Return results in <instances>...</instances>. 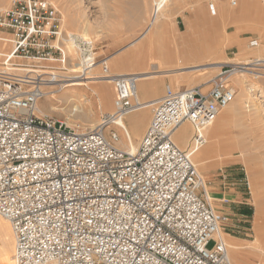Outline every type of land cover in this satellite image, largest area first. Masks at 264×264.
<instances>
[{
	"label": "built area",
	"instance_id": "built-area-1",
	"mask_svg": "<svg viewBox=\"0 0 264 264\" xmlns=\"http://www.w3.org/2000/svg\"><path fill=\"white\" fill-rule=\"evenodd\" d=\"M96 51L93 39L65 31L49 0L15 1L0 12V216L15 235V264H232L217 237L227 218L209 200L193 158L235 100L230 79L242 65L223 66L206 91L168 88L150 103L149 125L129 152L111 126L129 136L118 121L142 106L135 74L113 76L115 109L92 128L36 108L56 73L40 63H59L77 78L97 66L110 73ZM184 123L193 127L185 149L174 141Z\"/></svg>",
	"mask_w": 264,
	"mask_h": 264
},
{
	"label": "rangeland",
	"instance_id": "rangeland-1",
	"mask_svg": "<svg viewBox=\"0 0 264 264\" xmlns=\"http://www.w3.org/2000/svg\"><path fill=\"white\" fill-rule=\"evenodd\" d=\"M15 1L20 0H0V12L10 8ZM49 1L60 12L66 32L80 36L83 33L84 24H90L88 37L96 42L97 57L100 60L108 61L110 73L123 72L127 75L145 71L153 73L149 79L154 81L153 88L156 89V92L139 96L141 102H146L147 114L145 118H132L142 109L132 111L124 117V127L128 134H131L137 147L151 120L152 108L149 101L164 96L168 88L182 90L200 86L205 91L209 90L212 80L220 75L223 66L241 64L244 67L246 65L242 63L246 61L254 63L257 59L264 60V0H236L237 4H233L232 0H213L216 4L214 14L218 10L219 14L217 15L212 14L210 0H205L201 7L196 8L188 5V0L169 2L161 8L164 14L162 17L164 32H167L165 35L171 39V42L160 47L155 57L152 58L137 55V52H128L137 46V44L131 45L132 40L155 16V0H147L148 11L143 7H137L131 8V12L127 10L128 1L137 5L141 0ZM227 9L230 13L229 18L226 15ZM187 19H190V23L193 25L196 44L203 48L209 45L211 55L203 52L201 57L188 59V53L182 49L185 45L186 32L188 34ZM204 19L217 20L219 26L216 29L199 26L197 21ZM215 38H218L220 42L217 47L216 43H213ZM253 41H257L258 45L252 46ZM169 46L174 51L172 62H166L163 57V53H166ZM7 48L9 49V47ZM180 56L186 58L183 64L179 63ZM20 62L28 63L27 60H20ZM117 62L120 63L119 68ZM39 65L49 66L46 70L58 72L63 79H66V75H70V71H65L59 63L53 65L42 62ZM180 67L185 68L180 70ZM173 69L179 71L171 72ZM164 71L171 74H163ZM93 72L95 74L102 73L101 67L97 66ZM253 72L244 77L245 84L255 87L252 91L249 90L246 95L240 93L238 78L242 72L239 70L230 79L238 93L235 101L241 99L244 104H242L243 106L236 105L234 101L231 106L220 113L215 122V125L221 128L222 134L218 138V142H210L212 134L206 132L208 141L195 153L193 158L207 185L208 197H213L210 200L216 212L227 218L221 233L228 246L233 264H264V253L259 248V241L264 244V235L260 233L264 231V61L255 67ZM256 73H259L257 74L259 76H255ZM117 76L120 75H114V77ZM87 82H91V80L88 79ZM51 84L54 83L48 84L45 91L57 89L58 96L62 95L66 89L77 92L86 90L94 110L92 120L96 124L105 114L113 113L115 109L113 82H110L105 88L108 107L102 105L99 98L92 94L87 86L71 82V84L59 88V86L51 87ZM148 94L149 96H147ZM47 97L45 96L39 102L38 107L40 109L42 107L41 110L44 112L42 115L51 116L68 124L67 114H61L57 110L51 111L42 106L46 104ZM55 103L56 105L61 104L59 101H55ZM246 104L250 107L246 108ZM226 113H231V116L224 122L223 117ZM76 121L78 123L73 127L80 128V124H85L81 120L76 119ZM184 124L188 125L191 130L186 143H179L174 136V141L183 149L187 148L193 135L192 125ZM111 129L120 133V146L123 144L129 146V136L121 127L112 125ZM255 182L257 190L254 189ZM258 206L261 210H258Z\"/></svg>",
	"mask_w": 264,
	"mask_h": 264
},
{
	"label": "bare ground",
	"instance_id": "bare-ground-1",
	"mask_svg": "<svg viewBox=\"0 0 264 264\" xmlns=\"http://www.w3.org/2000/svg\"><path fill=\"white\" fill-rule=\"evenodd\" d=\"M210 1H211L210 8H211V5H213L214 10L216 11V9H215L216 4L214 3L213 0H210ZM204 2H205V0H188V5H191L192 7L196 8L198 6L201 7ZM231 2H233V0ZM223 3L225 5L224 1H223ZM137 7H143L146 11H148L147 0H141L140 4H137V5H133L131 3V1H128L127 10H129L131 12L132 11L131 8H137ZM161 7L162 6H159V5H157V3H155V10H156L155 16L152 17V19L148 22V24L143 29V31L135 39L132 40L131 45L137 44V46L133 50L129 51L128 53L137 52L136 53L137 55L139 54L140 56H144V57L147 56V57L152 58L153 56L155 57V54L160 47L164 46L165 44H170L171 39L165 35V34H167V32H164V21L162 19L164 14L162 12ZM223 10H224V8H223ZM212 14L213 15L219 14L218 10H217L216 14H214V11L212 12ZM223 14H224V12H223ZM229 14L230 13L228 10L226 12V15L228 16V18H229ZM153 18H154V21H153ZM187 22H188V34L186 32L187 36H186V38L184 37L185 38V41H184L185 45L182 49L186 53H188L187 54L188 59L190 58V60H191V59H196L198 57H201L203 55V52H205V54L208 53V55H211L212 53H211V51H209V48H210L209 45H208V47L203 48L200 45L196 44L193 25L190 23L191 22L190 19H187ZM197 23L199 24V26H203L206 29H216L219 26V21H217V20L210 21L208 19H204L203 21L198 20ZM84 25L85 26H84L83 33L80 36L83 38H90V37H88V35H89L88 28H89L90 24L85 23ZM68 34L69 35H76V34L70 33V32ZM213 41H214L213 43H216L215 44L216 47H217L218 43H220L218 41V38H215V40H213ZM67 46H68V49L70 50V52H73V54L75 56L76 53H74V52H76V42H74L73 40H70V41H68ZM214 46H212V47H214ZM169 47L168 48L166 47L167 51L165 50L166 53L165 54L163 53V57L166 60V62H172L174 60V51L171 47L170 48ZM77 59H78V56H75L74 60H77ZM0 60H1V56H0ZM184 60H186V58L184 59L181 56L179 57V63L183 64ZM262 61H264V60L263 59H257L254 63H252L251 61H249V62L246 61V62L242 63V64L246 65L244 67L243 66L240 67L241 68L240 72H242V73L239 75V78H238L239 86H240V93L242 95H246V93L249 90L252 91V89L255 88L254 86H249L248 84H245L244 83V81H245L244 77L248 73H254L253 69L255 70V67H257ZM117 63H118V68H119L120 63L119 62H117ZM248 65H250V66L247 67ZM79 67L80 66H78V68ZM183 68H185V67H180L179 69L181 70ZM177 71H179V70L178 69L171 70V72H174V73H176ZM164 73L168 74L170 72L164 71L163 74ZM257 74H259V73H256L255 76H259ZM114 75L125 76L127 74H124L123 72L122 73L121 72L120 73H108V74L103 73V72L102 73L98 72L97 74H95L92 70L88 74V77H86V78H77V77H73L71 75H69V76L66 75V76H68V78L66 77V79H63L62 75H60L56 72L54 78L51 79L52 83H54V84H51L50 86L51 87H56V86L58 87L59 86V88H62L68 84H71V82L76 83L78 85L87 86V87H89V90L92 92V94L96 95L99 98L100 103L102 105H105L108 107L109 103L105 97V95H106L105 94V88L109 85L110 82H112ZM135 75L138 77L137 91H138V99L141 102L139 96L145 95L144 92H152V91L156 90L153 88L154 81L149 79L153 75V73L149 72V71H145V72L135 73ZM88 79H90L91 82H87ZM62 82H64V83H62ZM91 83H92V85H91ZM56 91H57V89H54V90L51 89L49 91H46L45 96H48V97L46 100V104L42 105L44 108H49L48 110H51V111H53V110L60 111L61 114L62 113L67 114L69 117L68 118V125H70L72 127L78 123L76 121V119L81 120L82 122H85V124H80V128H82V130L92 128L96 124V122L94 120H92V115L94 114V110H93V106H92L91 102L89 101V95H88L86 90L85 91L80 90L79 92H77V91H71L69 89H66L64 91V93L60 96H58L56 94ZM236 96H238L237 90H236ZM157 100L158 99H156L152 102H155ZM55 101H57V102L59 101L61 104L56 105ZM233 102L228 106H231L233 104ZM141 103H142V106H140L137 109L138 110L142 109V110H140L135 115H133L132 118H138V117L145 118V116L147 114V112L145 110L146 102H141ZM149 103H151V102H149ZM235 104L236 105L237 104L242 105L244 103L240 99V101H235ZM38 106H39V102H37L36 108L38 109L39 114H43L44 112L41 110L42 107L40 109ZM245 107L249 108L250 105L246 104ZM114 108H115V105H114ZM230 114L231 113L225 114V116L223 117L224 122L229 120V118L231 116ZM118 123L120 125L125 126L124 119H119ZM139 124H140V122H139ZM137 130H138V128H137ZM137 130H136V132H137ZM206 132H208L210 135L212 134L210 142H218V138L220 137V135H222L221 134V128L219 126L215 125V122L209 128L206 129L205 133ZM190 134H191L190 127L186 124H183L177 130L175 138L179 143L184 144L188 140ZM207 141H208V139H207ZM117 145L121 149L129 151V152H136V150H137V146L133 142V139H132V136L130 133H129V146L128 145L126 146L125 144L120 146V141L118 142ZM194 163H195V161H194ZM196 167H197V165H196ZM256 184L257 183L255 182L254 183V189L257 190ZM210 198L213 199L212 196H210ZM210 198H209V200H210ZM259 209L261 210V208L258 206V210ZM260 233L264 235V231H262ZM217 237L221 238V239L224 238L221 232L218 233ZM259 248H260V251H262L264 253V244H262L261 241H259ZM228 256H229V259L231 261L230 255H228Z\"/></svg>",
	"mask_w": 264,
	"mask_h": 264
},
{
	"label": "crops",
	"instance_id": "crops-1",
	"mask_svg": "<svg viewBox=\"0 0 264 264\" xmlns=\"http://www.w3.org/2000/svg\"><path fill=\"white\" fill-rule=\"evenodd\" d=\"M154 92H156V90L152 92H144V94H153ZM147 96H149V94ZM154 100H151L149 102H152ZM15 242V235L13 233L10 222L0 216V264H15Z\"/></svg>",
	"mask_w": 264,
	"mask_h": 264
}]
</instances>
